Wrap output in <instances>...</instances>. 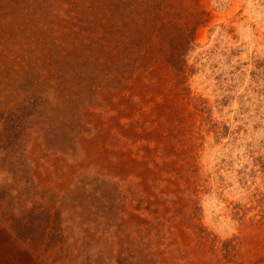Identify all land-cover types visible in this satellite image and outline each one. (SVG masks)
<instances>
[{
    "label": "rangeland",
    "instance_id": "1",
    "mask_svg": "<svg viewBox=\"0 0 264 264\" xmlns=\"http://www.w3.org/2000/svg\"><path fill=\"white\" fill-rule=\"evenodd\" d=\"M0 209L41 264H264V0H0Z\"/></svg>",
    "mask_w": 264,
    "mask_h": 264
},
{
    "label": "bare ground",
    "instance_id": "2",
    "mask_svg": "<svg viewBox=\"0 0 264 264\" xmlns=\"http://www.w3.org/2000/svg\"><path fill=\"white\" fill-rule=\"evenodd\" d=\"M0 264H41L40 261H38L35 257L20 249L17 242L13 239L8 226H6V222L2 220L1 216Z\"/></svg>",
    "mask_w": 264,
    "mask_h": 264
}]
</instances>
